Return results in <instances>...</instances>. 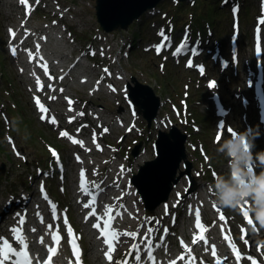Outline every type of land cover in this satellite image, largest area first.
<instances>
[{
    "label": "snow or ice",
    "instance_id": "6c2138e0",
    "mask_svg": "<svg viewBox=\"0 0 264 264\" xmlns=\"http://www.w3.org/2000/svg\"><path fill=\"white\" fill-rule=\"evenodd\" d=\"M36 2L39 3V0H36ZM20 3L25 5L26 8H28V11L30 12L31 9L28 6V0H20ZM10 32H11L13 38H14L15 37V33L12 32V30H10ZM161 35H163V33H161ZM164 39L167 40V37H164ZM162 46L163 45L157 47V52H159L161 50ZM182 48H183V45L180 48H177L176 49V53L179 54V52L182 50ZM16 51H17V49H15V48L12 49L13 54H16ZM28 51H29L30 59L34 58V54L30 50H28ZM38 54H39V45H37V47H36V56H38ZM39 59L42 60L43 57H39ZM41 66L43 67L45 74H47L48 73L47 64L44 63ZM188 66H191V62L189 63ZM105 71L107 72L108 70L105 69ZM200 71L203 72L204 69L201 67ZM33 75H35V74H33ZM51 78L52 77L49 76V79H51ZM43 87L44 86L41 83L39 77H37V90L41 91V90H43ZM48 87L50 88L51 85H48ZM109 87L112 88L111 85H109ZM209 87L215 88L216 87L215 82L210 83ZM112 90L115 91L114 88H112ZM60 91H63V89H61ZM34 99H35V102H36L38 108L40 109V111L45 114V115L41 116V119H45L46 115H47V112H48V109L40 102L38 97H36ZM50 99H55V97H50ZM71 103H72V101L69 100V104L70 105H71ZM69 110H71V108ZM78 115H83V113H79ZM49 122L55 124L56 120H55L54 117H52L49 120ZM69 122H71V120ZM105 131H108V130L105 129ZM67 135L68 134L66 132H61V136H67ZM72 142L73 143H79L80 146L83 147V141H76V140L73 139ZM99 147L100 146L97 145V148H99ZM53 155L56 157V162L59 163L60 162L59 161V156L54 151H53ZM76 158H77V160L80 159L79 156H77ZM121 171H124L123 166L121 168ZM80 177H81V182H80L81 191L84 193V195L91 197L89 202L88 203H84L83 206L85 208L92 209V211L89 213V215L90 216H94L97 219V223H95L93 225V227L99 229L100 230V235L102 237H104V243L108 245V251L105 253V255H106V258L109 261H111L112 260V252L115 250V242H117L119 240V237H120V233L112 228L111 221L115 217L111 214L112 213V209L110 207L105 212V216L104 217L97 216L96 210L94 208L95 198L92 197V195H91V193L89 192L88 189H89V185L90 184H91L92 187H97V188L99 187V185L96 184L95 182H89L85 178V174H84V170L83 169L81 170ZM41 192L44 195V199L48 200V196H47V194L44 191L43 185L41 186ZM247 203L248 202H245L244 204H241L239 207L241 208V211L243 212V215H244L245 219L247 220L248 224L251 226L250 229L248 230L247 234H246L247 237L250 238L252 233H254L256 231V227H255V224L253 223V220L249 216V213H250L249 209L250 208L246 207ZM213 206L216 207V205H213ZM51 207H52V211H53V219H56L57 217L55 215V213H56L55 205H51ZM218 211H219V209H218ZM16 215L19 217L18 224L20 225V227L11 228V232L13 233V237H14L16 243L20 247H19V250H17V248L12 246V244L9 242V240L7 238L0 236V264H33V258L30 257V255H29L28 243H27L26 237L23 234V227L22 226L25 223V217L20 215L19 213H17ZM195 215H196V227L201 232V235L199 236V239H203L205 244H207V240L202 235V233L207 231V229L201 224L199 209H196ZM220 218L224 219L222 213H221V217ZM86 219H87V217H86ZM41 222L43 223V218L42 217H41ZM101 222H103V227H101ZM64 223L67 225L66 217L64 219ZM52 227L53 226L51 224L48 225L49 231L52 230ZM32 231H35V229H32ZM151 231H152V229L149 228L148 229V233H146L144 235L143 239L145 241V246H146L148 259L150 261H152V264H156L155 257L152 254L153 245H152V241L150 240ZM164 231L166 232L167 229H165ZM241 231H242V233H244L245 230L242 229ZM68 233H69V236L71 237L69 242L73 246V255L76 257L77 264H80V260H79V255H80L79 254V246L75 243V240L77 239V237H75V235L73 234L72 229H71L70 226L68 227ZM124 235H130V236H132L135 239L137 234L136 233H124ZM249 238H245V235H242V237H241V239L244 241V243L246 245L249 244ZM52 239H53V242L55 244V247H51V248L48 249L49 256H48V259L43 262V264H51L52 257L56 254V251L58 250L59 242H60L61 237L58 235L57 232H52ZM225 239L228 240L229 247L232 248V251H233V253H234L235 257H236V260H237L238 264H239V261L241 259H247V260L251 261V264H257V260L255 258H253L252 256H250V255L249 256H244V254H242L240 252V250L235 247V245L233 244V242L231 241V239L228 236H225ZM196 242H197V237L194 236L193 243H196ZM40 243L41 244L44 243L43 237L40 238ZM181 243L183 245V241H181ZM157 246H159V245H157ZM184 247H185V249H186V251L188 253L191 252V249H188L186 245H184ZM258 247H259V245H258ZM139 250H140V246L139 245H133L132 249L130 250L129 255H131L133 252L138 253ZM212 254H213L214 257L216 256L215 246L212 247ZM135 259H136V261L139 262L141 260V257L139 255H136ZM180 259L183 260L184 257L182 256V257H180ZM194 259L195 258H191L190 257L188 259V261H187V264H194ZM36 264H40V261L37 260ZM116 264H128V261H127V259H125L124 261H117ZM171 264H175V262L173 261V262H171ZM217 264H225V261H222V260L219 259V257H217ZM260 264H264V260H261Z\"/></svg>",
    "mask_w": 264,
    "mask_h": 264
},
{
    "label": "clouds",
    "instance_id": "9594fccd",
    "mask_svg": "<svg viewBox=\"0 0 264 264\" xmlns=\"http://www.w3.org/2000/svg\"><path fill=\"white\" fill-rule=\"evenodd\" d=\"M258 135L254 133V137ZM254 148L247 133H236L218 142L216 151L227 158L228 173L216 176L210 190L215 203L224 208L237 209L250 201L249 211L259 228L264 229V150L257 152Z\"/></svg>",
    "mask_w": 264,
    "mask_h": 264
},
{
    "label": "water",
    "instance_id": "95a60500",
    "mask_svg": "<svg viewBox=\"0 0 264 264\" xmlns=\"http://www.w3.org/2000/svg\"><path fill=\"white\" fill-rule=\"evenodd\" d=\"M158 0H96L97 15L103 25L109 28L126 26L133 16L147 6L155 4ZM172 164L168 169L155 176L154 189L167 192L171 173L180 159L179 155H174ZM146 193V192H145ZM148 198V197H147Z\"/></svg>",
    "mask_w": 264,
    "mask_h": 264
},
{
    "label": "rangeland",
    "instance_id": "374dc122",
    "mask_svg": "<svg viewBox=\"0 0 264 264\" xmlns=\"http://www.w3.org/2000/svg\"><path fill=\"white\" fill-rule=\"evenodd\" d=\"M88 10H89L90 16H92V12H93L92 9H88ZM217 26L218 27H228L229 26V22L222 21L220 19V17H219V18H217ZM228 33H229V31H226V32L220 31V38H219L220 39L219 42L226 48V50L228 49V46H227L228 45ZM224 41H226V44H224ZM248 54L250 56V52H248ZM243 57L247 58V55H244V52H243ZM247 59L249 60V67L251 69H254L253 60L251 58H247ZM243 61H245V60L243 59ZM3 63L5 65H8V62H7L6 58H4ZM240 70H242V67L241 66L239 68V71ZM215 71H216V69H215ZM143 79H145V77H143ZM234 92H238L240 94L242 93V95H248L246 93V88H245V85H244V75L237 76L236 79H235V81L233 83L232 82L228 83L227 88H223L222 89L223 98L230 105H232L231 102H232V99L234 97L233 96V93ZM235 98H237V99L240 100V96L239 97H235ZM248 105H250L254 110L257 109L256 108V104H255V102L252 99H249ZM243 106H245V105H243ZM233 108L236 111H238V110L240 111V108L238 106H236L235 104L233 105Z\"/></svg>",
    "mask_w": 264,
    "mask_h": 264
},
{
    "label": "bare ground",
    "instance_id": "6f19581e",
    "mask_svg": "<svg viewBox=\"0 0 264 264\" xmlns=\"http://www.w3.org/2000/svg\"><path fill=\"white\" fill-rule=\"evenodd\" d=\"M207 36H208V38H210V36L207 34ZM134 41H137V40H134ZM230 127L231 128H234V124H231L230 125ZM240 127V126H239ZM14 207H12V206H10V208H8L5 212H4V214H8V213H10V212H12V211H14ZM92 247V250H95L94 249V246H91ZM95 253V252H94ZM95 255V254H94Z\"/></svg>",
    "mask_w": 264,
    "mask_h": 264
}]
</instances>
